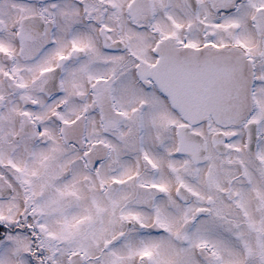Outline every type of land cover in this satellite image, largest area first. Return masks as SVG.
Masks as SVG:
<instances>
[{"label":"snow or ice","instance_id":"1","mask_svg":"<svg viewBox=\"0 0 264 264\" xmlns=\"http://www.w3.org/2000/svg\"><path fill=\"white\" fill-rule=\"evenodd\" d=\"M0 264H264V0H0Z\"/></svg>","mask_w":264,"mask_h":264}]
</instances>
